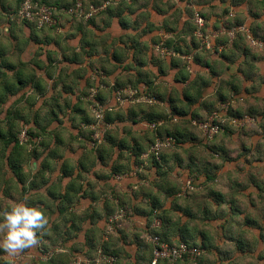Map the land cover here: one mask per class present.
<instances>
[{"label": "crops", "instance_id": "crops-1", "mask_svg": "<svg viewBox=\"0 0 264 264\" xmlns=\"http://www.w3.org/2000/svg\"><path fill=\"white\" fill-rule=\"evenodd\" d=\"M19 2L0 0V131H10L7 117L28 113L27 129L42 146L31 153L16 128L17 144L0 141V210L29 196L49 224L37 233L38 245L19 256L0 249V264H72L91 260L98 249L113 254L115 264H148V237L159 229L146 217L152 201L159 204L164 240L210 248L197 264H264V48L244 33L227 34L244 26L264 43V0H116L92 22L59 19L60 28L43 29L18 20ZM196 11L205 19L208 49L193 31ZM161 42L181 55L160 57L155 46ZM92 91L111 117L123 119L96 148L79 126L91 120L85 96ZM233 97L232 112L252 122L227 124L232 132L216 143L223 158L203 160L200 146L186 143L190 157L163 151L160 169L150 164L144 152L152 133L141 119L150 108L139 103L152 99L163 113L184 110L188 121L208 117ZM184 165L188 173L214 167L217 179L175 203L172 190L184 183L185 189L189 179L176 178ZM198 180L205 184L203 174ZM207 186L221 192L220 208ZM216 211L223 219L213 217Z\"/></svg>", "mask_w": 264, "mask_h": 264}, {"label": "built area", "instance_id": "built-area-1", "mask_svg": "<svg viewBox=\"0 0 264 264\" xmlns=\"http://www.w3.org/2000/svg\"><path fill=\"white\" fill-rule=\"evenodd\" d=\"M70 1V0H69ZM71 0V4L66 7H58L54 5H40L35 0H24L16 13L18 20L25 22L29 25L34 26L37 29L43 28H53L59 25L60 14L69 16L75 20H83L87 22L90 19L96 18L101 12L105 11L112 5L116 4V0ZM194 25L196 27L195 36L199 38L205 48H210V44L207 41V37L203 34V29L205 28V19L201 16L199 12H195L192 18ZM238 33H244L247 36L249 43L257 48H264V43L255 40L249 30L244 26H236L229 33L230 37L235 38V35ZM155 52L162 58L168 56H174L172 51L167 50L163 47L162 43L155 46ZM176 55V54H175ZM190 59V58H188ZM131 95L135 94V91L129 92ZM95 93L91 94V101L95 97ZM234 97L230 101L223 103L220 107V110L214 111L210 114L207 120L193 124H197L201 133L207 140H212L219 132L222 131V125L227 121L224 119L225 114L230 110L231 106L234 103ZM148 104H152V99H147L145 101ZM94 106L95 120L101 122L104 120V112L106 109L109 111V108L105 104H100L95 102ZM101 120V121H100ZM252 122V119L248 116H242L240 118H231L229 123L233 127H241L245 124ZM148 129L154 130L155 125L149 124ZM91 130H95L94 125H90ZM20 144L27 143L28 136L26 131H22L18 137ZM174 139L167 137L164 139L158 138L155 144L151 147L150 153L155 155L161 149L168 148L172 145ZM147 156V155H146ZM186 189H191L190 182L186 184ZM186 190L182 189L180 195H184ZM126 213L124 210H120L119 216H125ZM118 219V216H117ZM161 220L154 218L152 222L153 228H160ZM148 242L151 245L152 258L149 264H178L185 261L195 262L204 251L198 247L191 246L185 242L178 243H168L161 239L158 235H150L148 237ZM116 258L104 252L101 249H98L94 258L91 260H86L84 258H76L72 264H115Z\"/></svg>", "mask_w": 264, "mask_h": 264}, {"label": "trees", "instance_id": "trees-1", "mask_svg": "<svg viewBox=\"0 0 264 264\" xmlns=\"http://www.w3.org/2000/svg\"><path fill=\"white\" fill-rule=\"evenodd\" d=\"M24 0H20L19 4L21 6L22 2ZM37 1L40 5H54V6H58V7H66L67 5L71 4V0L70 1H63V0H57V1H54V2H49L48 0H35ZM96 2H99L98 0H95ZM127 1L128 3H132L133 1L135 0H125ZM189 1V0H188ZM192 1V0H191ZM115 5H112L110 6L109 8H107L105 11L101 12L97 17L99 16H102L103 14H106L111 8H113ZM19 10V8H18ZM17 10V12H18ZM198 12V11H196ZM195 13V12H194ZM193 13V14H194ZM200 13V12H199ZM201 14V13H200ZM201 16L204 18V16L201 14ZM96 17V18H97ZM193 17V16H192ZM95 18L93 19H90L88 20L87 22L81 20L82 23H89V22H92ZM32 26V25H31ZM195 26V25H194ZM193 26V27H194ZM196 30V27L193 28V31ZM204 30V29H203ZM250 32V31H249ZM251 34V32H250ZM252 36V35H251ZM162 43V42H161ZM160 44V43H158ZM163 47L166 48L167 50L169 51H172L174 52V54H180L181 55V50L179 49H174V50H171L170 49V44L168 43H162ZM167 58V57H165ZM174 59V58H173ZM194 60V59H193ZM86 98L89 97V94H87L85 96ZM157 99V98H156ZM155 99V100H156ZM92 104H94L95 102H99V99H98V96L95 95L93 101H91ZM102 104V102L100 103ZM138 105H141L143 107L145 106H148V108H150L149 111H146L143 112L144 115L141 117V119L145 120L146 122H148L149 124H154L156 127L154 130H150V132L152 134H150V139L148 140V144H147V150L144 152L146 153V158L149 160L150 164L154 165L155 167H157L158 169H160V165H159V159H160V155L163 151H167V149H171L173 152L172 154H177L179 151L178 150H182L180 152L184 153L185 155H187L188 157H190L192 155V150L191 149H183V146L184 144L186 143H191V144H197L200 146V150L199 153H200V157L204 160L208 157H211V158H214L213 157V154H216L218 155V158H223V152L222 150H220L219 146H217L218 144L217 141L220 139V137H225L227 136L229 133H231L232 131H229L228 132V127L227 124H230L229 121L231 118H240L242 117V115H236L232 112L231 108L230 110L225 114L224 116V119H226L227 121L222 125V131L219 132L216 136H214V138L212 140H207L204 136H203V141H199L197 140V138L193 137L192 136V133L188 130V126L192 124V121L193 122H196V123H199V122H202V121H205L207 120L208 117L206 118H190V120L188 121H185V120H182V118L184 117L185 113L184 110H178L177 108L175 107H171V110L168 111V113H166L164 111H161L160 109H155L158 104H155V103H152V104H144V103H139ZM110 108V107H109ZM112 110V109H111ZM110 110V111H111ZM108 109L105 110L104 112V121L106 124H112V123H115V122H123V119L121 116L116 115L114 118L111 117V112H110ZM178 118H177V117ZM22 119V120H21ZM20 120H18L16 117H7L6 118V122H5V126L10 130L9 132L7 133H2L0 131V141L5 143L6 145L8 144H11V143H18V140H17V134L18 133H12L11 131L15 128H17V123L19 121H22V124H25L26 122H28V120H25L24 118H21ZM132 122L135 123L136 120L134 118H132ZM95 121L93 120H88V119H84V120H81L80 122V127L81 129L84 128V129H88L89 130V138H91L92 141H94V131L91 130L89 128L90 125L94 124ZM232 126V125H231ZM26 133H27V136H28V140H27V143H25L26 146L29 147V151L31 153H34L36 151V144H39L40 146H42V142L36 140L37 137L36 135L32 134V132L30 130H26ZM107 133L105 132L104 135L102 134L101 135V143H103V141L106 139V135ZM93 137V139H92ZM167 137H171L174 139V142L172 143V145L168 148H164V149H161L157 155H155L154 153H150V149L151 147L155 144L156 140L158 138H161V139H164V138H167ZM91 140H90V143H91ZM94 143L96 144V142L94 141ZM93 143V144H94ZM219 143V142H218ZM29 144V145H28ZM216 144V145H215ZM98 145L96 146H92V148H96ZM139 150H135V152H132V154L134 155V157L136 159H138L142 153L141 149L138 148ZM197 150V149H196ZM203 154H205V156H203ZM212 154V155H211ZM181 155V154H180ZM182 159L181 158H178L177 159V163L178 165L182 162L181 161ZM214 167L212 168H209V167H203L201 169H198V170H194V171H191V174L194 175V179L195 180H198L199 176L200 175H204L205 177V184L204 186H206V183L209 181V182H215V180L217 179L216 178V175L214 173ZM163 175H164V172H163ZM191 186L193 187V184H192V181H191ZM203 186V184H202ZM194 188V187H193ZM210 192H208V191ZM206 191H207V196L208 197H211L214 199V202L216 203L217 206H220L223 205V199H222V195H221V192H217V191H211L208 186L206 188ZM182 192V187H175L174 190H172V196H173V202L176 203V200H178L179 198H182L184 196H192L195 192H191V193H187L189 192L188 190H186V194L184 195H180ZM210 193H213V196H211ZM186 200V198H184ZM155 201V200H154ZM151 204L149 205V211L147 212L146 214V217L149 219V222L152 223L153 219L154 218H158L161 220V227L163 225V217L161 215V213L159 212V204L155 203V202H150ZM122 207V206H121ZM201 213L205 214V211L204 209H201ZM206 215V214H205ZM214 218H221L223 219L224 217V214L223 212H219V211H216L214 213ZM156 229V228H154ZM161 228L157 229V230H153V231H150V234L151 235H158L161 237V239L165 242H168V243H172L171 241H167V240H164L161 233L159 232ZM261 238L264 239V233L260 234ZM178 242H185L191 246H195V247H198L200 249H202L204 252H206V250L209 251L210 248H208L207 246L205 245H197L195 243H191L187 240H180V241H177L176 243ZM242 247L240 246V239L237 241V246H236V249L237 250H240ZM103 250L104 252L108 253V254H111L110 252L106 251L105 249H101ZM150 260L152 258V250H151V247H150ZM96 254V252H95ZM113 255V254H111ZM114 256V255H113ZM115 257V256H114ZM94 257H92L91 259H93ZM149 260V262H150ZM148 262V264H149Z\"/></svg>", "mask_w": 264, "mask_h": 264}, {"label": "clouds", "instance_id": "clouds-1", "mask_svg": "<svg viewBox=\"0 0 264 264\" xmlns=\"http://www.w3.org/2000/svg\"><path fill=\"white\" fill-rule=\"evenodd\" d=\"M29 196L0 210V249L9 257H17L38 245V232L49 224L48 217L36 206H30Z\"/></svg>", "mask_w": 264, "mask_h": 264}, {"label": "rangeland", "instance_id": "rangeland-1", "mask_svg": "<svg viewBox=\"0 0 264 264\" xmlns=\"http://www.w3.org/2000/svg\"><path fill=\"white\" fill-rule=\"evenodd\" d=\"M64 1V0H63ZM67 1H69V0H66V2ZM73 19V18H70L69 16H65V15H63V14H60V21H61V23H63L64 22V20L65 19ZM78 22H81V20H77ZM59 26H60V22H59ZM58 26V28H60ZM258 41V40H257ZM210 46H211V44H210ZM130 91H132V89H129L126 93L128 94V95H131L129 92ZM93 93H96V91H92L91 93H90V95L89 96H91V94H93ZM132 96V95H131ZM91 97H88V99H86L85 100V109L89 112V114L91 115V120H93V121H95V123L93 124L94 125V128H95V130H94V135H93V137H94V141L96 142V144L94 143V141H92L91 139V145L92 146H96V145H99L100 143H101V135L103 134L104 135V133L106 132L107 134H108V132L110 133V134H113L112 133V131H109V130H111L112 129V126H111V124H106L105 123V121L103 120V121H101V122H97L96 123V120H95V113H94V106H92L93 104H92V102H91V99H90ZM152 102L154 103V101L152 100ZM25 105V106H24ZM22 106H24L25 107V109H27L29 106H31V105H29V104H25V103H23V105ZM19 108H21L20 106H19ZM30 108V107H29ZM31 108H33V107H31ZM31 108H30V110H31ZM25 114H26V112H25ZM27 115H28V113H27ZM24 116L25 117V119L27 120L28 119V122H30L31 121V119H29V116ZM43 119V118H42ZM28 122H26L25 124H21L20 122H18L17 123V128L16 129H18L19 130V133L21 134V132L22 131H26V130H28L27 128H28V125H29V123ZM28 123V124H27ZM44 125L46 124V122L45 121H43L42 122ZM1 126H4V120L2 121L1 120V118H0V127ZM79 126H80V124H79ZM188 130L192 133V136L193 137H195V138H197V140H199V141H203V134L201 133V131H200V129H199V127H198V125L197 124H191V125H189L188 126ZM107 134L105 135V136H107ZM93 137H92V139H93ZM225 141V140H224ZM94 143V144H93ZM226 143L228 144L229 143V145H233V146H237L238 145V142L237 141H235L234 142V140H231V139H227L226 140ZM29 145V144H28ZM30 146V145H29ZM29 148V147H28ZM167 151H171V149L169 148V149H167ZM172 152V151H171ZM183 153H181V155H182ZM201 156V155H200ZM203 156H205V154H203ZM185 157V156H184ZM201 158V157H200ZM202 159V158H201ZM182 164H184L183 162H182ZM187 169H186V165H184V167H182L181 169H179L177 172H176V178H180V177H183L184 179H185V177L186 178H189L188 179V182H190V187H192L191 186V181H192V184H193V187H192V189H186V187H185V189L184 190H188L189 192H187V193H191L192 191L193 192H195V193H197V192H200L201 191V189H202V187L204 186V184L202 183V182H200L199 180H195L194 178V175H192L191 174V171H190V173H188V172H185ZM184 173H186V175L185 176H183V174ZM187 181V180H186ZM173 182H175V181H173ZM185 184V183H184ZM184 184H181V187H183L184 186ZM202 184H203V186H202ZM184 194H186V192L184 193ZM187 195V194H186ZM205 253V252H204ZM204 253L202 254V255H204ZM201 255V256H202ZM95 256V254H93V257ZM201 256L195 261V262H193V263H196L197 264V262L199 261V259L201 258ZM189 263H191V261H189Z\"/></svg>", "mask_w": 264, "mask_h": 264}]
</instances>
